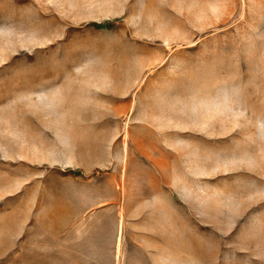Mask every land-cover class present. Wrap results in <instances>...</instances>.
Returning <instances> with one entry per match:
<instances>
[{
    "label": "rangeland",
    "instance_id": "obj_1",
    "mask_svg": "<svg viewBox=\"0 0 264 264\" xmlns=\"http://www.w3.org/2000/svg\"><path fill=\"white\" fill-rule=\"evenodd\" d=\"M0 264H264V0H0Z\"/></svg>",
    "mask_w": 264,
    "mask_h": 264
},
{
    "label": "bare ground",
    "instance_id": "obj_2",
    "mask_svg": "<svg viewBox=\"0 0 264 264\" xmlns=\"http://www.w3.org/2000/svg\"><path fill=\"white\" fill-rule=\"evenodd\" d=\"M120 226H119V235H118V249L120 250L121 248V242H122V233H123V213H120Z\"/></svg>",
    "mask_w": 264,
    "mask_h": 264
}]
</instances>
